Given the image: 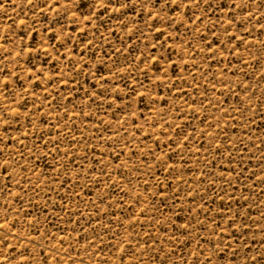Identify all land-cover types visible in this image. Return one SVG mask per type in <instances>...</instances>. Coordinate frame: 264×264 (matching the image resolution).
Here are the masks:
<instances>
[{
    "label": "rangeland",
    "instance_id": "374dc122",
    "mask_svg": "<svg viewBox=\"0 0 264 264\" xmlns=\"http://www.w3.org/2000/svg\"><path fill=\"white\" fill-rule=\"evenodd\" d=\"M0 264H264V0H0Z\"/></svg>",
    "mask_w": 264,
    "mask_h": 264
}]
</instances>
